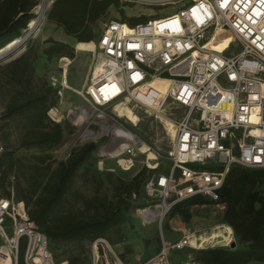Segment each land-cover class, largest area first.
Here are the masks:
<instances>
[{
	"label": "built area",
	"instance_id": "built-area-1",
	"mask_svg": "<svg viewBox=\"0 0 264 264\" xmlns=\"http://www.w3.org/2000/svg\"><path fill=\"white\" fill-rule=\"evenodd\" d=\"M104 26L82 87L70 84L74 58L66 55L57 57L46 76L56 100L47 115L69 125L55 152L67 159L73 148L98 143L99 170L111 171L106 163L113 159L130 170L140 162L146 142L129 127L132 120L124 108L135 115L142 107L164 114L174 126L172 144L165 152L156 149L157 157L146 164L157 170L165 159L162 171L145 183L146 195L157 201L136 209L144 223L158 222L162 245L140 264H173L172 251L186 248L237 245L233 227L223 221L219 191L232 167L264 169V0H189L173 13L153 14L134 25L119 18ZM218 31L232 37L221 52L207 49ZM155 77L171 82L165 96L149 88ZM5 151L0 131V157ZM200 195L219 207L221 220L200 230L173 226L181 237L166 239L163 221L175 205ZM21 245L25 264H58L49 237L30 217L26 203L0 195V264H19ZM89 245L91 264H126L107 238ZM187 257L182 264H203Z\"/></svg>",
	"mask_w": 264,
	"mask_h": 264
},
{
	"label": "trees",
	"instance_id": "trees-1",
	"mask_svg": "<svg viewBox=\"0 0 264 264\" xmlns=\"http://www.w3.org/2000/svg\"><path fill=\"white\" fill-rule=\"evenodd\" d=\"M113 2L118 0H55L47 12L48 20L65 28L79 42H93L98 35L94 25L107 15ZM38 3L39 0H0V50L29 29ZM143 17L128 21L134 25ZM46 42L51 45L43 53L49 59L74 57L69 44L52 38ZM40 55V47L29 40L20 56L0 62V131L6 145L0 157V188L9 186L14 177L15 198L26 203L30 217L49 237L50 246L69 241L90 244L100 236L116 243L112 233L130 220L135 206L131 197L143 193L148 200L145 183L158 170L143 166L131 180L107 173L113 189L111 198L101 192L102 187L93 196L77 192L74 186L80 177L84 182L102 183V172L92 169V164L97 163L98 143L75 147L67 159L52 161V152L65 141L69 125L55 123L47 115L56 100L46 77L35 71ZM11 129L19 133V148L36 149L42 154L32 155L30 161L17 157L9 142ZM232 168L219 196L225 204L223 221L233 227L236 240L243 246L196 250V257L203 264H264V169ZM72 197L76 203L82 202L77 212L68 208ZM207 203L213 201L196 196L176 204L171 213L179 214L184 222L190 221L194 216L191 207ZM20 247L19 264H25V247Z\"/></svg>",
	"mask_w": 264,
	"mask_h": 264
},
{
	"label": "rangeland",
	"instance_id": "rangeland-1",
	"mask_svg": "<svg viewBox=\"0 0 264 264\" xmlns=\"http://www.w3.org/2000/svg\"><path fill=\"white\" fill-rule=\"evenodd\" d=\"M188 1L189 0H162L161 3L157 2L151 6H146L139 3L135 4L125 0H118V2H113V4L109 7L107 15L101 18L94 25L95 32L99 35V33L105 27L104 25L110 19L124 18L129 20V18L131 17L146 16L145 18L143 17L141 19L142 21H146L153 14H157V16H159L173 13ZM44 2L45 0H39L38 5L43 4ZM50 7L51 6H48L47 11L45 12V18L40 26V30L32 34V36L23 39L19 47L6 56L4 62L20 56V53L25 51L29 40L36 43L40 48L44 46L45 42L42 41V38L44 36V31L47 29V26L50 23L47 13ZM26 33L27 31L24 33V35ZM24 35L22 36V38L24 37ZM75 50L76 49L73 48V52ZM229 53L230 52L227 51V54ZM77 56L78 58L74 60L70 68V84L75 86L76 88H80L82 87L83 80L87 75H85L86 70L80 65L79 62L83 59V57L89 58L92 57V55L91 52H87L83 55L77 54ZM76 100L79 103H84L81 99ZM170 107L171 105H168L166 110L168 111ZM128 113H130L128 117L132 120V123L129 121V127H131L134 132L140 135L143 141L146 142L145 152H140L138 155L140 162L136 165V167H133L132 169L126 171L119 166L117 159H113L106 163V167H108L109 169L112 168L111 171L99 170L97 167V163L92 164V169L94 171L98 170L102 172V183L98 182L100 180H98L97 182H94L92 180L89 182H84L83 177H80L74 186L75 190L77 192H80V194L85 196H93L96 193V189L98 187H102L101 192L103 194H108L109 198H111L113 189L107 180V173L112 172L114 173L115 177H120L124 180H131L139 172L140 168L143 165H145V167L147 168L146 164L148 162L152 163V160H155L156 156L154 154V151L156 149L160 148L162 149L161 152H165L171 146V139L175 130L171 124L172 121L170 119L166 120L167 116L156 112L154 109L152 110L151 108L145 107L139 108L135 111V113H137V116L130 110H128ZM9 133H11L9 135V142L14 147V150H16L15 155L17 157L30 161L32 155L38 156L42 154L36 149L19 148L17 145L19 143V133L15 129L10 131ZM102 142L103 140H100L101 144ZM148 147L150 148V150L148 149ZM51 159L52 161H58L57 159H60V156L56 152H52ZM164 160V158L160 160V166L158 167V171L156 173L161 172L165 167ZM82 170L83 168L80 170V172H82ZM11 180L12 182L15 181L14 177H12ZM131 200L133 201L135 206L130 211V220L126 224L121 226L120 231H113L112 237H114L117 242H109L114 246L115 251L126 264H140L142 261L148 259L151 255L156 253L159 247L162 245V233L157 221L144 223L143 217L136 214V209L144 207L141 206L143 205L142 203L146 202L147 204L148 200L150 203H154L157 201V199L149 198L147 200V198L142 193L141 196L133 195L131 197ZM69 202L70 203L68 204V208L73 209L74 212H77L78 209L83 206L82 202L76 203L75 198L73 197ZM68 208L66 206V209ZM191 210L194 216L190 221L184 222L179 214L172 213L167 218H165V220L163 221L162 229L164 232V237L166 239L172 242L181 237L182 231H175L174 228H172L173 226L180 227L184 230H200V228H208L210 226L212 227L217 222H219L223 216V212L220 211L219 207L215 203L193 205L191 207ZM241 246L243 245H241V243H239L238 241L237 247ZM51 251L53 253L55 261H57L58 264H91L89 256L90 245L87 241H84L83 243L74 241L55 243L53 246H51ZM189 254H191L192 257H194L198 261V258L196 257L197 251L186 248L182 251H172L170 255L171 262L173 264H182L185 260L188 259L187 256Z\"/></svg>",
	"mask_w": 264,
	"mask_h": 264
},
{
	"label": "bare ground",
	"instance_id": "bare-ground-1",
	"mask_svg": "<svg viewBox=\"0 0 264 264\" xmlns=\"http://www.w3.org/2000/svg\"><path fill=\"white\" fill-rule=\"evenodd\" d=\"M47 1L48 0H45V3L37 5L34 8V13L36 14V16L34 17V19L30 22V24L28 26L29 32H31V33L27 32L29 34L27 37L32 36V34H34L40 30V26H41V24L45 18V14H46L45 10L48 8L47 3H46ZM49 2L51 3L52 0H49ZM214 37L215 38L211 39L208 42L207 49H212V50L221 52V51L225 50V46H227L228 43H230V41H232V37L229 35V33L226 34L225 31H218ZM22 40L23 39L20 38V39H16V40L10 42L8 45H6L5 48L0 50V55L4 54L7 51H10L14 48H18L17 46H19L22 43ZM75 48L78 51L82 50L85 52H93V50L95 48V42L94 41L93 42H78L75 44ZM148 83H149V88H151V90L154 91L155 94L159 95L160 97L165 96V94L167 93L168 88L171 84V82L168 79L161 78V77H155V78H153V80L149 81ZM156 107H159V105H157ZM119 110L121 113L123 112V110H121V109H119ZM124 110H125V113H127V116H129L130 113H128V110H130V108L125 107ZM169 123H171V122H169ZM172 126H173V124H172ZM142 147H143V150L145 151L146 144H144Z\"/></svg>",
	"mask_w": 264,
	"mask_h": 264
},
{
	"label": "crops",
	"instance_id": "crops-1",
	"mask_svg": "<svg viewBox=\"0 0 264 264\" xmlns=\"http://www.w3.org/2000/svg\"><path fill=\"white\" fill-rule=\"evenodd\" d=\"M49 38H52L53 40H55L57 42H62V43L65 42V43L69 44L71 47L73 46V48H75V44L79 42V41H77V39L74 36L67 34L65 31V28L60 27L56 23L50 21L49 25L47 26V29L44 31V36L42 38V41H44L45 44L43 47L40 48V54L41 55H40V58L35 65V71H37V74L41 77H46L48 75V73L50 72V70L54 68L56 61H57V57H53V58L49 59L48 56H46L43 53L44 49L49 47V45H51L50 42L49 43L46 42V40H48ZM97 38H98V36H97ZM95 40H93V41L96 42ZM74 53H75L74 57H71V58H74V60H76L78 58L77 54L83 55L84 53H87V52L82 51V50H79V51L75 50ZM74 60H73V62H74ZM91 60H92V57H89V58L83 57V59L79 62L80 65L86 70L85 75H87V73L89 71L88 67L91 63ZM84 80H83V82H84ZM9 186H11V187H9ZM9 186H7L5 188H0V195L1 196H8V197H10V195L15 196V189H14L13 182H11L9 184Z\"/></svg>",
	"mask_w": 264,
	"mask_h": 264
},
{
	"label": "water",
	"instance_id": "water-1",
	"mask_svg": "<svg viewBox=\"0 0 264 264\" xmlns=\"http://www.w3.org/2000/svg\"><path fill=\"white\" fill-rule=\"evenodd\" d=\"M54 1H55V0H53L52 3H50L49 0H48V1L46 2V3H47V6H51V5L54 3ZM44 3H45V2H44ZM46 11H47V9L45 10V12H46ZM33 13H34V12H33ZM27 32H29V29L27 30ZM29 33H31V32H29ZM28 35H29V34L26 33V34L24 35L23 38H22V37H20V38H22V39H26ZM17 47H19V46H17ZM15 49H17V48H14V49H12V50H10V51H7V52L4 53V54H1V55H0V62L5 61L6 56H7L9 53H11L12 51H14ZM233 247H236V244L233 245Z\"/></svg>",
	"mask_w": 264,
	"mask_h": 264
}]
</instances>
